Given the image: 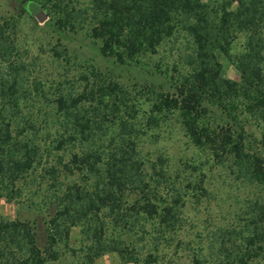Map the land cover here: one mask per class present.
<instances>
[{"label":"trees","instance_id":"obj_1","mask_svg":"<svg viewBox=\"0 0 264 264\" xmlns=\"http://www.w3.org/2000/svg\"><path fill=\"white\" fill-rule=\"evenodd\" d=\"M18 2L30 16L47 12L60 31H84L100 44L103 57L119 65L144 67V58L185 32L194 47L191 72L176 80L173 92L147 90V128L172 117L194 147L212 148L218 158L231 162L238 179L264 193V139L262 149L253 150L232 123L240 110L264 121V0ZM9 26L0 19V49L13 44ZM240 37H245V52L236 61L240 79L233 81L224 76L217 54H229ZM54 55L61 57L58 51ZM85 81L79 91L61 87L42 119L25 120L24 113L14 110L17 103L11 111L0 109V185L12 190L0 199L18 202L24 184L34 185L38 198L44 191L41 212L33 219L22 216L33 213L34 201H20L15 220L0 216V264L56 262V246L77 227L81 264H95L106 254L118 255L123 264H140L126 242L133 246L137 232L144 244L152 238L157 244L178 226V201L163 194L169 186L167 159L150 166L138 152L136 121L144 97L101 76ZM215 111L228 121L213 122ZM250 218L249 244L245 236L239 243L223 233L219 264H255L260 258L264 200L252 204Z\"/></svg>","mask_w":264,"mask_h":264},{"label":"rangeland","instance_id":"obj_2","mask_svg":"<svg viewBox=\"0 0 264 264\" xmlns=\"http://www.w3.org/2000/svg\"><path fill=\"white\" fill-rule=\"evenodd\" d=\"M20 7L18 0H0V19L10 23L8 32L14 44L11 49L8 45L0 49L1 110H10L13 103H17L18 108L14 110L24 113L25 120L32 116L42 119L51 111L52 101L61 87L79 91L86 85L85 79L93 83L100 76L118 83L138 99L144 97L136 121L141 131L138 152L149 159L150 166L159 159H167L169 186H165L163 194L173 203L178 201V226L156 241L157 244L152 241L154 238L144 244L145 238L136 232L134 247L128 242L125 247L140 257V264H219L223 258L220 243L224 232L230 240L239 243L245 236V243H248L252 233L251 207L256 201L264 200V193L238 179L231 162L218 158L212 148L194 147L184 131L173 123L172 117L165 122L161 120L158 128L152 125L147 128L151 123L150 106L144 103L150 97L147 90L173 92L176 80L190 74L188 61L194 49L192 39L185 32H179L162 45L157 55L144 58V67L119 65L103 57L100 44L84 31H60L47 12H43L46 19L41 23L37 18L40 12L30 16ZM245 41V37H240L229 54H217L224 76L233 81L240 79L236 61L245 52ZM54 51L61 57L56 58ZM158 67L164 73L161 74ZM212 121L225 124L228 119L215 111ZM232 123L243 132L253 150L262 149L264 121L240 110ZM35 179L38 181V177ZM20 187L23 194L18 202H9L5 197L0 199L2 218L17 219L20 201H34L37 205L35 212L25 214L22 219H33L40 214L38 205L43 203L44 191L38 198L33 193L34 185ZM11 191L0 185V195ZM82 247L81 228H73L69 240L56 246L58 260L51 264H81ZM95 264L123 263L118 255L106 254ZM255 264H264V251Z\"/></svg>","mask_w":264,"mask_h":264},{"label":"water","instance_id":"obj_3","mask_svg":"<svg viewBox=\"0 0 264 264\" xmlns=\"http://www.w3.org/2000/svg\"><path fill=\"white\" fill-rule=\"evenodd\" d=\"M37 18H38L39 22L42 23V22L45 21V19H46V15H45L43 12H40V13L38 14Z\"/></svg>","mask_w":264,"mask_h":264}]
</instances>
